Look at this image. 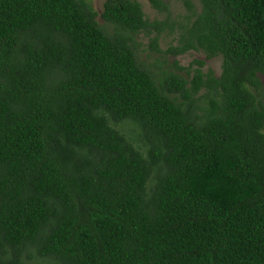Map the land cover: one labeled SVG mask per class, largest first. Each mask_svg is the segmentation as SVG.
Here are the masks:
<instances>
[{"label": "trees", "instance_id": "1", "mask_svg": "<svg viewBox=\"0 0 264 264\" xmlns=\"http://www.w3.org/2000/svg\"><path fill=\"white\" fill-rule=\"evenodd\" d=\"M178 1L0 0V264H264V0Z\"/></svg>", "mask_w": 264, "mask_h": 264}, {"label": "rangeland", "instance_id": "2", "mask_svg": "<svg viewBox=\"0 0 264 264\" xmlns=\"http://www.w3.org/2000/svg\"><path fill=\"white\" fill-rule=\"evenodd\" d=\"M94 9L98 12L97 18L102 23L103 19L101 18V12L104 7V2L106 0H90ZM142 4L143 10L148 18L151 20L153 19H163L165 14L156 9L152 6V4L149 2V0H139ZM170 1L171 4V14L173 15V18L176 17H182L185 14V8L178 0H166ZM198 4V3H197ZM199 7V4H198ZM155 34V31H154ZM179 34L178 33H169L164 32L161 34V37L159 38V44L162 49H166L171 44H177L178 43ZM137 40L142 43V46H140L139 52L141 55V60L145 62H150L153 60V56L157 55L149 50H142V48H147V42L149 41V37L147 35H144L143 33H140L137 36ZM204 59L205 64L203 65V70L207 72L209 69H212L215 73V75H219L222 71V57L216 56L210 59H205V53L202 51H195V50H189L183 54H179L177 56H169L168 60L169 62L174 61L177 59L179 61V64L182 65H189L193 59ZM194 66H197V64H194ZM263 83H264V77H263Z\"/></svg>", "mask_w": 264, "mask_h": 264}]
</instances>
